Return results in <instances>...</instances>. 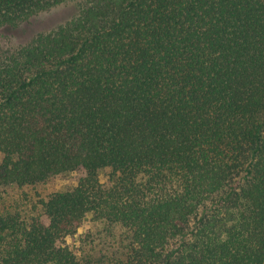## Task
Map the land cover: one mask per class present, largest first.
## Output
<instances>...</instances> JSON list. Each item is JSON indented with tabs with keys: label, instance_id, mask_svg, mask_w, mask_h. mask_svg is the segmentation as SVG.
<instances>
[{
	"label": "trees",
	"instance_id": "trees-1",
	"mask_svg": "<svg viewBox=\"0 0 264 264\" xmlns=\"http://www.w3.org/2000/svg\"><path fill=\"white\" fill-rule=\"evenodd\" d=\"M0 264H264V0H0Z\"/></svg>",
	"mask_w": 264,
	"mask_h": 264
},
{
	"label": "rangeland",
	"instance_id": "rangeland-1",
	"mask_svg": "<svg viewBox=\"0 0 264 264\" xmlns=\"http://www.w3.org/2000/svg\"><path fill=\"white\" fill-rule=\"evenodd\" d=\"M78 12V5L74 1H69L60 4L48 11L42 12L34 17L29 23L22 25L17 29L5 30V33L10 35V42L12 45L25 44L30 41L35 35L40 32H47L56 26L67 22L74 17ZM79 173H71L62 175L56 178L51 187L62 189L69 187L76 183ZM101 182H106V172L100 175ZM83 229L79 230L81 233Z\"/></svg>",
	"mask_w": 264,
	"mask_h": 264
}]
</instances>
